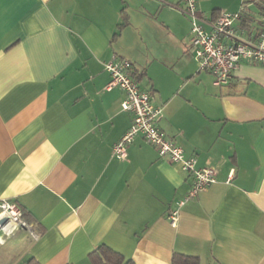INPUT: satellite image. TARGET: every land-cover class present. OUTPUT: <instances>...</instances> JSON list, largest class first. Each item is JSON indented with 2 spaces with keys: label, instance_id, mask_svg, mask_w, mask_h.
I'll return each instance as SVG.
<instances>
[{
  "label": "crops",
  "instance_id": "1",
  "mask_svg": "<svg viewBox=\"0 0 264 264\" xmlns=\"http://www.w3.org/2000/svg\"><path fill=\"white\" fill-rule=\"evenodd\" d=\"M197 3L210 29L242 0ZM184 5L0 0V201L19 205L28 223L2 222L0 264H92L101 243L137 264H174L176 253L199 264H264V64L242 60L229 83L215 84L192 57ZM260 10L247 5L240 38L256 39ZM114 56L131 60L162 107L166 136L217 170L183 205L193 175L143 135L126 159L113 154L133 120L125 92L108 87Z\"/></svg>",
  "mask_w": 264,
  "mask_h": 264
},
{
  "label": "built area",
  "instance_id": "2",
  "mask_svg": "<svg viewBox=\"0 0 264 264\" xmlns=\"http://www.w3.org/2000/svg\"><path fill=\"white\" fill-rule=\"evenodd\" d=\"M250 2L242 0V5L237 11H221L213 21L209 22L210 29L205 27L206 20L199 12L197 0H185V5L182 7V11L190 17L192 24L190 41L194 56L200 68L214 75V83L217 85L229 83L234 70L242 60L264 64V15L256 39H243L236 33L235 23L243 17ZM132 66L131 60L119 56H114L105 63L111 76L108 87L118 86L125 92L121 102L122 108L133 114L130 127L114 144L113 154L119 159H126L129 144L137 135H143L156 147L161 156H167L193 175L192 187L179 201V205H183L217 181V170L213 166L198 167L195 156H187L181 144L166 136L158 125L162 116V107L156 105L150 92L140 86L131 73ZM232 176L233 171L230 172L228 181ZM178 213V209L171 213L172 223L177 222ZM2 219L13 227L28 226L21 207L8 200L0 201V225Z\"/></svg>",
  "mask_w": 264,
  "mask_h": 264
},
{
  "label": "trees",
  "instance_id": "3",
  "mask_svg": "<svg viewBox=\"0 0 264 264\" xmlns=\"http://www.w3.org/2000/svg\"><path fill=\"white\" fill-rule=\"evenodd\" d=\"M249 1L256 3L261 9L260 10L261 14L264 15V0H249ZM245 12L246 10L244 11V15H245ZM124 24H126V21L122 20V23H120L119 27L122 28ZM90 261L92 262V264H137L136 261L132 257L125 255L123 252L113 248L112 246L106 243L99 244L90 253ZM173 263L174 264H199V259L197 256L183 255L181 253H176L173 257ZM22 264H40V263L36 258L31 257L27 259L25 262H23Z\"/></svg>",
  "mask_w": 264,
  "mask_h": 264
},
{
  "label": "rangeland",
  "instance_id": "4",
  "mask_svg": "<svg viewBox=\"0 0 264 264\" xmlns=\"http://www.w3.org/2000/svg\"><path fill=\"white\" fill-rule=\"evenodd\" d=\"M192 57H193V59L196 61L197 65H198V69H200V70L203 71V72H207V73H209L207 70L200 68V64H199V62L197 61V59L195 58L194 54L192 55ZM22 262H23V261H22Z\"/></svg>",
  "mask_w": 264,
  "mask_h": 264
},
{
  "label": "water",
  "instance_id": "5",
  "mask_svg": "<svg viewBox=\"0 0 264 264\" xmlns=\"http://www.w3.org/2000/svg\"><path fill=\"white\" fill-rule=\"evenodd\" d=\"M2 222H5V220L2 219L1 223H2Z\"/></svg>",
  "mask_w": 264,
  "mask_h": 264
}]
</instances>
